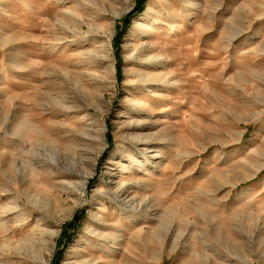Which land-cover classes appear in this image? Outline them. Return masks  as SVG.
<instances>
[{
	"label": "rangeland",
	"instance_id": "rangeland-1",
	"mask_svg": "<svg viewBox=\"0 0 264 264\" xmlns=\"http://www.w3.org/2000/svg\"><path fill=\"white\" fill-rule=\"evenodd\" d=\"M127 5L0 0V247L39 221L46 264H264V0Z\"/></svg>",
	"mask_w": 264,
	"mask_h": 264
},
{
	"label": "bare ground",
	"instance_id": "bare-ground-1",
	"mask_svg": "<svg viewBox=\"0 0 264 264\" xmlns=\"http://www.w3.org/2000/svg\"><path fill=\"white\" fill-rule=\"evenodd\" d=\"M87 2L89 4H91V6L95 10L96 16L94 18H92L93 23L100 21L106 14H109L111 16V19H109L110 24L109 23L108 24L107 23H101V24L96 23L97 24L96 27H98L99 29H107V28L109 29L111 27V25L115 22V20L120 18L121 15L128 10V5H127L128 0H110V2H109V0H100L99 3L97 0H94L93 2H90L89 0H87ZM114 5H117V6L114 7ZM87 7H88V5H87ZM97 7H98V9H97ZM78 19L80 20V18H78ZM94 38L95 37H93V40H94ZM100 47H102V46H100ZM109 48H110V46H109ZM69 187H72L73 190H71V188L69 189ZM63 189L64 190L68 189V191H72V193H74V194L78 193V194H75L76 198H78V200H76V202H79V203L82 202L81 197H82L83 190H82L81 186L79 189H76L74 183L70 182V183H68V188L63 186ZM17 210H19V207L16 205V206H14V208L11 207V208H8L6 210L1 211L0 215L5 214L6 212L16 214L17 212H15V211H17ZM40 212H41V216H39V217L41 220L50 219V220H53L51 222L56 221V216L58 215V213L56 212V210L53 209L50 202H47L46 204H44L43 208L40 210ZM2 220H3V218L0 217V222H2ZM18 222L19 221H17V223ZM35 222L36 223H34V224H31L29 222L23 223L21 226V229L16 230L17 229L16 228L15 231H13L11 235L10 234L6 235L5 231H3V233H2L4 236L3 238H5L7 240V243L4 244L2 247H0V251H4V248H6V247H11L12 249L20 251V255L22 257H24L25 259L28 258L29 261H31L33 264H42V263L46 264L47 259H46L45 253H51L50 246H51V244H53L54 237L57 235V231H56L57 229H52L48 225H46L45 223H42V222L40 223L39 221H35ZM2 227H3V225H0L1 230L3 229ZM6 251H8V250H6ZM8 252H10V251H8ZM8 257H10V256H8ZM8 260H10V259H8Z\"/></svg>",
	"mask_w": 264,
	"mask_h": 264
}]
</instances>
